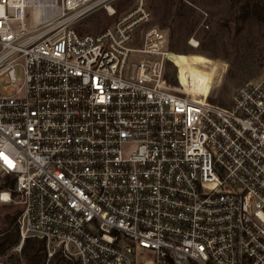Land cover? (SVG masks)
<instances>
[{"label": "built area", "instance_id": "2783aa9c", "mask_svg": "<svg viewBox=\"0 0 264 264\" xmlns=\"http://www.w3.org/2000/svg\"><path fill=\"white\" fill-rule=\"evenodd\" d=\"M112 1L0 0L12 250L34 238L43 264H264V75L228 107L193 95L145 0L100 33L77 29ZM33 8L53 18L31 25Z\"/></svg>", "mask_w": 264, "mask_h": 264}, {"label": "rangeland", "instance_id": "374dc122", "mask_svg": "<svg viewBox=\"0 0 264 264\" xmlns=\"http://www.w3.org/2000/svg\"><path fill=\"white\" fill-rule=\"evenodd\" d=\"M110 4L114 15L108 16L100 6L78 19L77 29L81 33H100L132 10L136 0H113ZM145 4L151 14L149 25L164 30L169 45L179 51L170 52L168 57L178 68L181 85L189 93L204 96L210 93L211 103L222 102L221 106L228 107L231 94L242 82L264 75V26L252 18L238 23L229 20L228 0H145ZM191 10L195 11V24L189 29ZM191 37L198 41L197 49L188 44ZM167 67L172 74L174 67ZM16 211L13 204H0V231L9 223L7 216ZM10 253L15 251L11 249Z\"/></svg>", "mask_w": 264, "mask_h": 264}, {"label": "trees", "instance_id": "16d2710c", "mask_svg": "<svg viewBox=\"0 0 264 264\" xmlns=\"http://www.w3.org/2000/svg\"><path fill=\"white\" fill-rule=\"evenodd\" d=\"M231 13H229V20L234 22H245L248 19H255L264 26V0H228ZM192 15L189 18L190 28L195 24L194 10H191ZM201 49H205L203 42ZM169 51L179 53L174 45H169ZM232 76V75H231ZM218 106L223 103L218 102ZM13 184V179L8 176H0V189L9 188ZM17 211L11 216H7L8 225L0 231V258L1 264H43L46 255L44 242L34 238H27L21 248L19 254L8 252L18 242V231L13 225L16 218ZM51 264H64L59 254H55Z\"/></svg>", "mask_w": 264, "mask_h": 264}, {"label": "bare ground", "instance_id": "6f19581e", "mask_svg": "<svg viewBox=\"0 0 264 264\" xmlns=\"http://www.w3.org/2000/svg\"><path fill=\"white\" fill-rule=\"evenodd\" d=\"M52 18H53L52 16H42V15L38 14L37 10L35 8H33L31 10V14H30L28 20H29V24L33 25V24H37V23H45V22L51 20ZM210 62L214 65L216 64L215 61H210Z\"/></svg>", "mask_w": 264, "mask_h": 264}, {"label": "snow or ice", "instance_id": "6c2138e0", "mask_svg": "<svg viewBox=\"0 0 264 264\" xmlns=\"http://www.w3.org/2000/svg\"><path fill=\"white\" fill-rule=\"evenodd\" d=\"M0 155H2V154H0ZM5 159L7 160L6 157H5ZM8 163H9L10 166H13V165L11 164V161H8Z\"/></svg>", "mask_w": 264, "mask_h": 264}]
</instances>
